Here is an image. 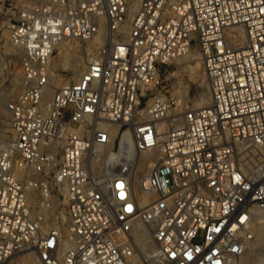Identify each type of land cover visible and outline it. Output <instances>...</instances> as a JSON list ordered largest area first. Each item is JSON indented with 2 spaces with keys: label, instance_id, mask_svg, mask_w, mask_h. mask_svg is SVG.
Masks as SVG:
<instances>
[{
  "label": "built area",
  "instance_id": "2783aa9c",
  "mask_svg": "<svg viewBox=\"0 0 264 264\" xmlns=\"http://www.w3.org/2000/svg\"><path fill=\"white\" fill-rule=\"evenodd\" d=\"M76 40L87 68L54 85ZM193 46L210 100L185 107L159 70ZM0 102V263L240 264L264 210V0H0Z\"/></svg>",
  "mask_w": 264,
  "mask_h": 264
},
{
  "label": "rangeland",
  "instance_id": "374dc122",
  "mask_svg": "<svg viewBox=\"0 0 264 264\" xmlns=\"http://www.w3.org/2000/svg\"><path fill=\"white\" fill-rule=\"evenodd\" d=\"M80 43L82 44V52H78V59L75 62L76 67L60 63L58 61L59 51L51 58L52 67L56 70L55 72L59 73L53 80L54 85L58 84L62 78L70 77L74 73L79 74L77 66L81 64L88 54H90L89 51L92 49L91 42ZM61 68L65 70L62 71ZM159 75L162 80V86L175 91L178 98L182 101L183 106L198 107L209 102L208 80L202 60L195 46H193L187 54L177 56L170 62L162 65L159 70ZM13 85H15V82ZM13 85L10 87H13ZM200 98H202L203 103L198 104ZM3 131H6L5 133L9 135L7 132V115L4 111L2 102H0V143L2 142L4 144L7 141H5V139H7V134ZM141 171L144 172L145 170H140V168L137 167V173L141 174L139 173ZM262 211L264 212V210ZM253 219H255L252 224L255 236L250 241L248 249L241 256L240 260H242L240 264H264V215L256 216ZM258 248H260V253L262 254L259 255L262 258H258L254 254L255 250ZM11 264H39V262L36 260L35 254L32 251L23 250L12 256Z\"/></svg>",
  "mask_w": 264,
  "mask_h": 264
},
{
  "label": "bare ground",
  "instance_id": "6f19581e",
  "mask_svg": "<svg viewBox=\"0 0 264 264\" xmlns=\"http://www.w3.org/2000/svg\"><path fill=\"white\" fill-rule=\"evenodd\" d=\"M86 42H91L90 40H87ZM81 43L79 41H75L74 43H68V42H61L58 44V50L57 52L59 51V55H58V61L60 63H63L64 65H70L72 67H76L75 65V62L77 61L78 59V52H82L81 50ZM96 46V45H95ZM56 52V53H57ZM90 54L87 55V57L81 62V64H79L77 66V69H78V72L79 74L82 73L86 68H87V65H88V61L89 59L92 57V52L93 50L89 51ZM55 53V54H56ZM53 57V56H52ZM52 61H50V64H51ZM203 64V63H202ZM52 66V65H51ZM53 68V67H52ZM54 69V68H53ZM62 69V68H61ZM55 70V69H54ZM78 74V73H77ZM199 98V97H198ZM197 102V101H196ZM199 103H203L202 101V98L199 99ZM5 129V128H4ZM4 132V131H3ZM6 132V131H5ZM4 132V133H5ZM7 132L9 133V137H12V134L13 132L7 127ZM7 134V133H5ZM3 135V134H2ZM124 135V139H125V142H124V150L126 151H129V152H133V143L131 142V140H129L128 138V135H127V132H124L123 133ZM9 140V139H8ZM8 142V141H6ZM156 148L152 149L149 153H145V154H140L139 156V161H138V165L137 167L140 168V170H147L156 160V157H157V152L155 150ZM144 171V172H145ZM139 173H143L142 171L139 172ZM150 196H146V197H143L142 198V201L141 203L142 204H145L147 203L149 200H150ZM264 215V212L262 211V209H255L251 215L252 219L256 216H262ZM255 220V219H253ZM255 236V234H254ZM149 248L151 251L154 250V246L152 244L149 245ZM260 248L256 249L255 250V255L258 257V258H262L260 255L262 253H260ZM260 254V255H259ZM242 260V259H241ZM240 260V261H241ZM0 264H11V262H3V263H0Z\"/></svg>",
  "mask_w": 264,
  "mask_h": 264
}]
</instances>
